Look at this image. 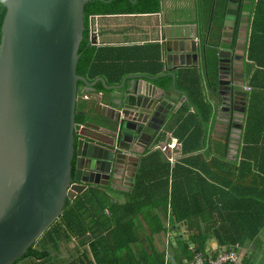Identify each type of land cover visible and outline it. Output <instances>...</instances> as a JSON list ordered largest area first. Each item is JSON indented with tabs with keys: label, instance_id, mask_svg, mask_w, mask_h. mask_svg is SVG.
I'll return each instance as SVG.
<instances>
[{
	"label": "water",
	"instance_id": "95a60500",
	"mask_svg": "<svg viewBox=\"0 0 264 264\" xmlns=\"http://www.w3.org/2000/svg\"><path fill=\"white\" fill-rule=\"evenodd\" d=\"M89 1L104 0H0V264L26 254L61 216L66 200L90 187L134 188L139 155L179 106L190 104L175 73L191 68L190 61L202 64L201 101L211 117L233 129L242 124L250 18L239 0H228L221 31L203 45L189 42L179 66L155 77L130 74L116 86L76 74ZM164 77L171 83L161 87L157 81ZM79 82L83 95L96 83L109 92L97 122H75L83 113L76 109ZM181 225L174 226L178 235Z\"/></svg>",
	"mask_w": 264,
	"mask_h": 264
},
{
	"label": "crops",
	"instance_id": "0c3cea01",
	"mask_svg": "<svg viewBox=\"0 0 264 264\" xmlns=\"http://www.w3.org/2000/svg\"><path fill=\"white\" fill-rule=\"evenodd\" d=\"M260 1L264 0L245 5L241 0L243 6L239 5L250 18L245 55L247 102L240 128L219 124L205 109L202 64L195 67L190 61L191 68L177 69V88L187 94L190 104L184 101L164 133L139 155L134 188L90 187L108 203L103 215L110 222H102L108 229L101 235L73 237L68 244H61L60 258L71 264L86 253L93 264H98L97 259L100 264H188L196 252L213 257L234 250L242 264H264V50L251 52ZM261 7L264 12V2ZM201 23L198 0H161L158 13L96 16L90 27L96 31V47H136L140 50L136 55L144 60L157 54L165 73L180 65L181 52L189 51L190 41L197 40L200 45L207 36ZM259 23L264 29V21ZM260 37L258 45L264 43V34ZM170 81L159 85L166 87ZM108 94L87 95L90 113L86 121L97 122V113L107 110ZM189 134L192 139H187ZM172 142L176 145L171 151L173 164L158 149ZM139 178L142 185L133 200L130 193ZM171 205L189 219L177 222ZM122 206L142 210L127 217ZM180 223L182 235L174 227ZM113 228L121 238L118 234L107 238V231ZM94 238L102 239L96 246L97 258L90 249Z\"/></svg>",
	"mask_w": 264,
	"mask_h": 264
},
{
	"label": "trees",
	"instance_id": "16d2710c",
	"mask_svg": "<svg viewBox=\"0 0 264 264\" xmlns=\"http://www.w3.org/2000/svg\"><path fill=\"white\" fill-rule=\"evenodd\" d=\"M104 0L89 1L83 6V32L80 41V47L78 50L79 61L76 67V74L81 76L86 81L91 82L96 78L104 80L107 86L119 85L123 78L130 74L136 73H150L153 68V74L155 76L162 74L163 65L158 59V55L140 58L136 55L139 48H107L96 47L94 39L90 34V20L89 18L103 15H122V14H153L160 11L161 0H138L136 4L134 0ZM228 0H198V8L201 16L202 32L207 34L201 41V45L205 44L215 29L221 31L222 22L224 20L226 6ZM260 1L257 5L253 23V34L251 42L252 50H264V43H261L260 36L264 34V29L260 27V20L264 21V12L262 11V3ZM239 5H242L239 0ZM244 8V7H243ZM5 9L0 4V31L3 22V15ZM217 26L214 28L215 25ZM214 25V26H213ZM214 28V29H213ZM1 38V34H0ZM158 50V47H157ZM152 74V75H153ZM166 80L170 81V77H164L157 82ZM171 83V81H170ZM167 83V84H170ZM168 86V85H167ZM79 98L76 103V109L83 113H78L75 116V122L77 124H83L87 119V113L90 110L86 109V100L83 99L81 93L83 85L78 83ZM100 83H96L88 94L106 93ZM187 139H192L191 134ZM183 141H185L183 139ZM199 141V139H197ZM198 148V147H196ZM141 179L137 183L135 189L130 193L131 199L137 200L139 195V188H141ZM97 200H103L101 196H97L95 191L91 188L86 189L81 194L77 195L72 201L66 200L63 212L61 216L50 226V228L37 240V243L30 247L26 254H24L14 264H70L60 258V245L68 244L71 239L83 238L88 234L92 236L101 235L108 228L102 222H110L107 217L103 215V208L100 204L93 205ZM172 204V203H171ZM133 206H122L123 216H135L140 210L132 208ZM99 209L98 212L96 209ZM116 208V207H115ZM171 210L176 221L188 220L189 216L180 214L178 210L171 205ZM116 225L118 223L115 222ZM108 232L116 234V228L111 229ZM116 235H114L115 237ZM105 243V240L103 239ZM102 244L101 238H94L90 245L91 252L94 257L99 256L97 251V245ZM96 260L98 264L100 262ZM101 261V260H100ZM71 264H93L90 263L86 253L80 254L78 261L71 262Z\"/></svg>",
	"mask_w": 264,
	"mask_h": 264
},
{
	"label": "built area",
	"instance_id": "2783aa9c",
	"mask_svg": "<svg viewBox=\"0 0 264 264\" xmlns=\"http://www.w3.org/2000/svg\"><path fill=\"white\" fill-rule=\"evenodd\" d=\"M95 17H91L89 18V20H92ZM90 31H91L90 34L94 39L96 35V31L94 28H91ZM197 42L198 41L196 40V43ZM247 90H249V88H247ZM87 98H88L87 95L84 94L83 99L86 100ZM175 146L176 145L174 142L169 143L167 145L158 146V149L164 154L166 159L172 164L174 163L175 159L171 155V151L175 148ZM188 264H242V263L238 258L237 252L232 250V251L222 252L213 257L207 256L202 252H196L193 255V257L190 259Z\"/></svg>",
	"mask_w": 264,
	"mask_h": 264
},
{
	"label": "rangeland",
	"instance_id": "374dc122",
	"mask_svg": "<svg viewBox=\"0 0 264 264\" xmlns=\"http://www.w3.org/2000/svg\"><path fill=\"white\" fill-rule=\"evenodd\" d=\"M97 204H100L101 206H107L108 205V203L103 199V200H97L96 202H94L93 203V205H97ZM97 210V212H98V208L96 209ZM117 234H118V236H117ZM114 235H116L118 238H121L122 237V235H121V233L118 231L116 234H114V233H109L108 234V237L107 238H112V237H114Z\"/></svg>",
	"mask_w": 264,
	"mask_h": 264
}]
</instances>
